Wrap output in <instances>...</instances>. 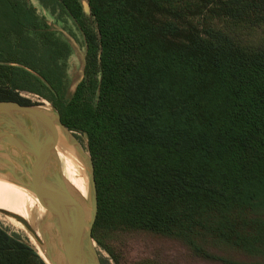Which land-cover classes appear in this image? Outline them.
<instances>
[{"label": "trees", "instance_id": "trees-1", "mask_svg": "<svg viewBox=\"0 0 264 264\" xmlns=\"http://www.w3.org/2000/svg\"><path fill=\"white\" fill-rule=\"evenodd\" d=\"M39 1L80 46L26 0H0V101L35 94L86 137L97 245L125 230L264 253V43L241 37L264 25V0H86L89 13L83 0ZM40 255L0 226V264Z\"/></svg>", "mask_w": 264, "mask_h": 264}, {"label": "water", "instance_id": "water-1", "mask_svg": "<svg viewBox=\"0 0 264 264\" xmlns=\"http://www.w3.org/2000/svg\"><path fill=\"white\" fill-rule=\"evenodd\" d=\"M82 5L89 13L86 0ZM41 102L48 104L51 112L40 105L0 101V174L27 189L44 210L45 217L38 228L40 236L22 216L4 209L0 213L13 218L33 235L44 248L45 257L40 256L46 264H101L92 237L97 214L92 160L62 124L59 113L46 100ZM61 133L85 165L89 179L88 212L72 194L59 166L56 143ZM49 225L55 230L50 240L46 237Z\"/></svg>", "mask_w": 264, "mask_h": 264}, {"label": "rangeland", "instance_id": "rangeland-1", "mask_svg": "<svg viewBox=\"0 0 264 264\" xmlns=\"http://www.w3.org/2000/svg\"><path fill=\"white\" fill-rule=\"evenodd\" d=\"M31 4L38 15L45 17L48 21L55 23L58 27L65 29L69 34L78 37L80 46V36L72 24L63 19H57L52 16L40 3L39 0H26ZM241 37L249 43H264V25L254 30L241 31ZM82 65V48L81 51L73 53L68 62V71L71 79H77ZM22 95L40 106L44 105L41 98L35 94L22 92ZM51 108V107H50ZM82 149L87 153V139L84 135H78ZM67 142V139L61 137ZM68 143V142H67ZM73 148V147H72ZM79 157V156H78ZM81 163L83 160L79 157ZM59 166L62 169V163L59 160ZM86 182L87 193L85 200L81 203L88 212L89 206L86 201L89 200V179L86 168L83 174ZM11 183L6 175L0 174V184ZM14 193H8V200L1 201L11 210V206L23 209L30 214L38 216L40 220L45 217L44 210L38 205L37 201L31 196L29 191L17 184ZM72 194L79 200L80 191L78 188L71 190ZM1 209V208H0ZM254 213L264 216V211L255 210ZM0 226L9 233H17L24 237H29L34 243L36 240L33 235L14 219L0 213ZM55 232L52 225L47 227L46 237L50 240V234ZM191 241L188 237H171L165 238L142 231H125L119 230L114 233L112 238L106 240L108 250L98 246L95 242V249L101 264H264V253L248 254L244 251L232 248L218 239L203 236ZM197 246V249L194 248Z\"/></svg>", "mask_w": 264, "mask_h": 264}, {"label": "bare ground", "instance_id": "bare-ground-1", "mask_svg": "<svg viewBox=\"0 0 264 264\" xmlns=\"http://www.w3.org/2000/svg\"><path fill=\"white\" fill-rule=\"evenodd\" d=\"M48 110L51 112L49 107H48ZM58 137L60 138L62 137L66 139L65 135L62 133ZM56 147H57L56 152H57L58 158L60 160V163H62L63 174L66 175L79 189L80 191L79 200L84 201L86 193H87L86 182H85V179L83 178V174L85 171L84 163H81L76 152H75L76 155H74L73 153L69 152L65 148H62L58 145H56ZM8 193H12V192H9L7 190L0 188V200L3 202H6L8 200ZM1 201H0L1 209L10 211L12 213L18 214L22 216L23 218H25L31 224V226H33V228L36 230V232L40 236L39 229H38L40 225V219L38 218V216L30 214L26 210L15 208L14 206H11L12 208L11 210L7 205L2 203Z\"/></svg>", "mask_w": 264, "mask_h": 264}, {"label": "flooded vegetation", "instance_id": "flooded-vegetation-1", "mask_svg": "<svg viewBox=\"0 0 264 264\" xmlns=\"http://www.w3.org/2000/svg\"><path fill=\"white\" fill-rule=\"evenodd\" d=\"M56 145H58V146H60L62 148H65L69 152H71L74 155H76L75 150L67 142L63 141L60 137H58V141H57Z\"/></svg>", "mask_w": 264, "mask_h": 264}]
</instances>
